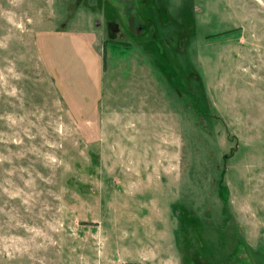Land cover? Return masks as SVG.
<instances>
[{
  "label": "rangeland",
  "instance_id": "1",
  "mask_svg": "<svg viewBox=\"0 0 264 264\" xmlns=\"http://www.w3.org/2000/svg\"><path fill=\"white\" fill-rule=\"evenodd\" d=\"M126 261L264 264V0H0V264Z\"/></svg>",
  "mask_w": 264,
  "mask_h": 264
},
{
  "label": "trees",
  "instance_id": "2",
  "mask_svg": "<svg viewBox=\"0 0 264 264\" xmlns=\"http://www.w3.org/2000/svg\"><path fill=\"white\" fill-rule=\"evenodd\" d=\"M103 47H104V44H103ZM124 264H138V263H135V262H132V261H126V262H124Z\"/></svg>",
  "mask_w": 264,
  "mask_h": 264
}]
</instances>
